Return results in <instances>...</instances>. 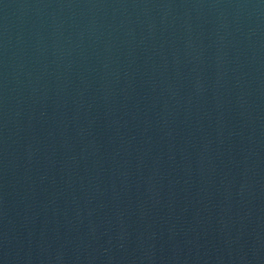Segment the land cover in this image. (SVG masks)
<instances>
[{"label":"water","instance_id":"obj_1","mask_svg":"<svg viewBox=\"0 0 264 264\" xmlns=\"http://www.w3.org/2000/svg\"><path fill=\"white\" fill-rule=\"evenodd\" d=\"M0 127L264 165V0H0Z\"/></svg>","mask_w":264,"mask_h":264}]
</instances>
